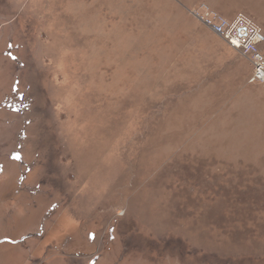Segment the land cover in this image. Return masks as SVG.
<instances>
[{"label":"rangeland","instance_id":"374dc122","mask_svg":"<svg viewBox=\"0 0 264 264\" xmlns=\"http://www.w3.org/2000/svg\"><path fill=\"white\" fill-rule=\"evenodd\" d=\"M264 0H0V264H264V81L196 17Z\"/></svg>","mask_w":264,"mask_h":264},{"label":"built area","instance_id":"2783aa9c","mask_svg":"<svg viewBox=\"0 0 264 264\" xmlns=\"http://www.w3.org/2000/svg\"><path fill=\"white\" fill-rule=\"evenodd\" d=\"M195 17L251 61L254 70L250 83L264 81V29L258 23L243 13L230 20L206 5L195 12Z\"/></svg>","mask_w":264,"mask_h":264},{"label":"crops","instance_id":"0c3cea01","mask_svg":"<svg viewBox=\"0 0 264 264\" xmlns=\"http://www.w3.org/2000/svg\"><path fill=\"white\" fill-rule=\"evenodd\" d=\"M247 59V58H246ZM247 61H248V59H247Z\"/></svg>","mask_w":264,"mask_h":264}]
</instances>
